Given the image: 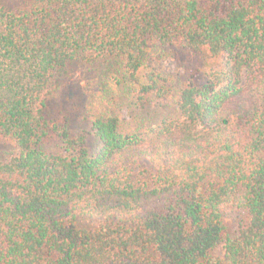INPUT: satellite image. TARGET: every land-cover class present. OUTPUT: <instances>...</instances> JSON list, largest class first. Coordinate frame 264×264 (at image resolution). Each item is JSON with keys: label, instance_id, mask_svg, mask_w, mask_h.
<instances>
[{"label": "trees", "instance_id": "16d2710c", "mask_svg": "<svg viewBox=\"0 0 264 264\" xmlns=\"http://www.w3.org/2000/svg\"><path fill=\"white\" fill-rule=\"evenodd\" d=\"M22 2L0 0V133L18 149L0 161V264H264V0ZM177 43L222 63L168 79L154 61ZM104 58L137 110L171 99L177 117L126 133L105 112L89 148L54 97Z\"/></svg>", "mask_w": 264, "mask_h": 264}, {"label": "rangeland", "instance_id": "374dc122", "mask_svg": "<svg viewBox=\"0 0 264 264\" xmlns=\"http://www.w3.org/2000/svg\"><path fill=\"white\" fill-rule=\"evenodd\" d=\"M10 7L22 4V0H3ZM11 4V5H10ZM168 55L155 60L164 75L173 81L178 77H187L191 72L200 76L208 74L212 69L219 68L222 60L214 59L207 54L192 57L177 43L169 48ZM160 53V52H159ZM74 72L54 97V109L60 119L69 122V128L74 135L85 134L87 145L94 148L97 139L91 131V121L105 112L122 118L121 127L126 133L145 130L159 125L164 119H175L177 110L171 99L159 100L148 97L146 107L137 110L140 103L133 101L129 93L127 78L119 60L114 58L91 59L81 68L73 66ZM176 82V81H175ZM178 82V81H177ZM145 103V101H144ZM59 141L52 138L46 143L48 150L60 153ZM18 154L14 141L0 133V161L9 160ZM228 222L231 233L242 216ZM83 228L95 227L93 221H81Z\"/></svg>", "mask_w": 264, "mask_h": 264}]
</instances>
